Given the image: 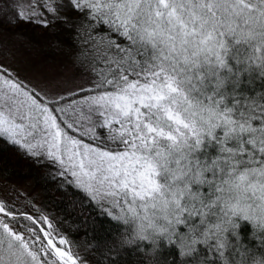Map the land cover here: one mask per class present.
<instances>
[{
  "label": "snow or ice",
  "instance_id": "1",
  "mask_svg": "<svg viewBox=\"0 0 264 264\" xmlns=\"http://www.w3.org/2000/svg\"><path fill=\"white\" fill-rule=\"evenodd\" d=\"M0 4V36L63 31L83 77L38 89L0 63V138L125 226L110 264H264V0ZM71 245L0 199V264H86Z\"/></svg>",
  "mask_w": 264,
  "mask_h": 264
},
{
  "label": "trees",
  "instance_id": "2",
  "mask_svg": "<svg viewBox=\"0 0 264 264\" xmlns=\"http://www.w3.org/2000/svg\"><path fill=\"white\" fill-rule=\"evenodd\" d=\"M61 44L66 52H74L68 34ZM59 168L50 161L28 158L0 138V181L9 186L4 199L16 206L20 211L36 215H47L59 228L61 234L72 242L74 253L91 264H110L109 247L113 239L118 238L124 229L122 223L111 219L93 203L86 201L82 193L69 185L70 176L58 175ZM15 180L29 181L39 191V201L24 199L22 193L12 184ZM63 185V187H61ZM9 193V194H7ZM242 235L245 242L255 244L250 235V229L243 226ZM119 264H135L137 254L118 252L115 257Z\"/></svg>",
  "mask_w": 264,
  "mask_h": 264
},
{
  "label": "rangeland",
  "instance_id": "3",
  "mask_svg": "<svg viewBox=\"0 0 264 264\" xmlns=\"http://www.w3.org/2000/svg\"><path fill=\"white\" fill-rule=\"evenodd\" d=\"M2 7L0 4V8ZM4 11L10 18L11 9L6 8ZM3 18L4 12H0V19ZM9 28L10 26L5 25L0 36V63L18 74L20 79L37 86L38 89L44 88L54 79L74 78L77 83L83 82L82 75L72 65L73 53L66 52L61 44L65 32H50L26 24L11 27V30ZM57 42L62 47H58ZM12 184L23 194L24 199L39 201V191L31 182L15 180ZM8 188V185L0 181V194L6 195Z\"/></svg>",
  "mask_w": 264,
  "mask_h": 264
}]
</instances>
